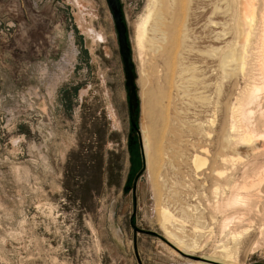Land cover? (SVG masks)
Returning <instances> with one entry per match:
<instances>
[{
  "label": "rangeland",
  "instance_id": "1",
  "mask_svg": "<svg viewBox=\"0 0 264 264\" xmlns=\"http://www.w3.org/2000/svg\"><path fill=\"white\" fill-rule=\"evenodd\" d=\"M170 1L159 4L176 17L168 70L186 57L212 80L214 103L167 104L152 56L135 39L154 0H121L139 101L132 130L107 0H0V264H264V178L241 189L247 208L214 207L264 168L263 136L258 155L224 140L227 106L245 85L238 72L223 76L216 67L232 23L223 2L213 15L219 23L209 26L207 1ZM196 154L206 159L199 172ZM196 202L208 205L201 219L189 209ZM223 214L234 217L232 228L249 227L234 259L216 247ZM132 218L151 232L135 231Z\"/></svg>",
  "mask_w": 264,
  "mask_h": 264
},
{
  "label": "bare ground",
  "instance_id": "2",
  "mask_svg": "<svg viewBox=\"0 0 264 264\" xmlns=\"http://www.w3.org/2000/svg\"><path fill=\"white\" fill-rule=\"evenodd\" d=\"M174 1L176 0H171L170 2L177 4V2ZM204 1L208 2L209 8L212 6L211 7L212 10L210 9L211 10L210 15L208 14V17L206 19L207 20L206 22L209 26L219 23L214 21L213 15L219 8L217 2H223L224 4L223 9L224 10L226 9V13L224 11L223 13L228 15L229 22L232 23L231 25L233 26L234 29L232 33L233 37L230 40L231 42L228 41L226 47H224V49L221 48V52L219 53L220 55L218 56L219 60L217 61L216 67L217 69H220L222 71L221 73L223 76L228 75L230 73L233 74L238 72V75L241 76L245 84L242 90H240V92H237L236 96H234L235 101L233 100V102H231L230 105H228L229 107L227 106V108H229L227 110L228 119H226L228 121V125H227L228 129L226 127L227 132H225L226 134L224 136L225 143L233 150L234 149L236 150V147L238 145H245V146L247 145L249 153L251 152L252 154L255 153L257 154L259 153L257 152V150L259 149V147L257 146V143L259 142L257 137L258 136L264 137V130L258 129L259 123L264 124V0H204ZM160 2L161 0H154L153 5L148 9V12L146 14L141 15L135 25V39L137 45L141 50V54L145 52V54L148 53L152 56V58L151 57L150 58L153 61L149 62L148 60V62L152 64L153 69L156 72L157 76L163 79V86L166 89L165 97L168 98L167 101L168 105H173L176 107V104L179 102L189 104V102H191L190 98L192 99L197 98L196 100H199V102L201 101L203 103V106L204 105L210 106L214 102H213L212 94L210 93L211 94L210 95L208 94V92L211 91V89L213 88L212 87L213 82L211 79L207 78L208 76H206V73L202 72V70L197 71L195 67L192 68L189 66V64H187L188 66L185 65L184 60H186L185 59L186 57H181L178 60L180 68L176 70L177 72L171 73L168 70L167 65L170 61V51H171L170 41H172L173 39L172 35H174V31H175L174 24L176 22V17L174 14L175 11L170 12L169 8L163 9L159 5ZM204 4L206 3L204 2ZM181 30L182 32H184V37H182V40L186 41V38H188L186 33L187 29H181ZM256 49L257 51H255ZM254 69L257 70L256 73L253 72ZM215 70L216 68L211 69L210 71L214 72ZM216 103L217 102L215 101V104ZM179 112L177 111L176 113L179 114ZM181 112L183 111L181 110ZM209 121H213V120L209 119ZM150 142L151 141L150 138L148 137V134H145L144 147H145V154L148 159V166H147L148 170L151 169V163H152L151 151L153 148H151L152 143L150 144ZM217 146H219L218 143ZM221 147H223L222 144ZM236 154L238 155L237 158H239L240 154L239 153ZM231 159L235 160L234 156H232ZM160 160H162V157H160ZM224 160H226V158H224L223 156L222 161ZM193 163L196 165V168L199 172V170L203 167V165L206 164V159L196 154L194 156ZM217 173L223 175L224 171H217ZM256 176H257L256 178L243 182V184L237 183L235 184V186H232L233 187L232 194L227 198H225V201L223 200V198H222L223 201H216L217 205L214 206L216 208L215 210L219 209L220 207L226 209L235 208V207L247 208L248 204L251 201L247 194H243L241 192L243 191L241 189L251 188L257 182L261 181L264 178L263 167L261 170L259 169V172ZM214 190L217 193L218 186ZM255 203L257 204L258 202ZM207 207H201V204L199 202L198 203L196 202V204L192 205V207H189V209L192 210L194 214H199L197 215L196 218L201 219ZM211 207L213 209V206ZM207 211L209 212V209ZM221 211L223 210L221 209ZM164 213L166 215H171V212L167 208L164 209ZM226 214L225 215L223 214L224 216H222V219L218 223L219 224L218 228L222 236V239L220 240L221 243L217 244L216 247L221 248L220 251L223 256L229 259H234L236 257L235 250L238 247L237 243L243 234L249 232V227H243L242 225H240V228L241 227L243 228L241 230H238L237 226H235L237 228H232L234 217L231 216L230 214H229L230 216ZM241 214L242 216H240L239 219L243 221L245 219L244 212ZM212 215L214 218V214ZM209 217L210 216H208V218ZM237 222L238 221H236V225L238 224ZM208 227L211 233L214 227H210L209 224L208 226H204V228L206 229H208ZM262 232L263 231L259 233L262 234ZM198 264H205V263L198 262Z\"/></svg>",
  "mask_w": 264,
  "mask_h": 264
},
{
  "label": "water",
  "instance_id": "3",
  "mask_svg": "<svg viewBox=\"0 0 264 264\" xmlns=\"http://www.w3.org/2000/svg\"><path fill=\"white\" fill-rule=\"evenodd\" d=\"M107 3L109 5L118 32L120 53L123 59L124 69L126 73L127 87L129 89V109H130L132 130H136L137 129L136 110L139 106V101H138L136 85H135V71H134L135 64L133 62L131 47L129 45L128 27L124 21V14L122 10L121 0H107ZM131 138L133 139V137ZM133 189L134 190L136 189V183H134ZM131 221L135 231L140 230L147 233L151 232L137 228L133 222V218Z\"/></svg>",
  "mask_w": 264,
  "mask_h": 264
}]
</instances>
